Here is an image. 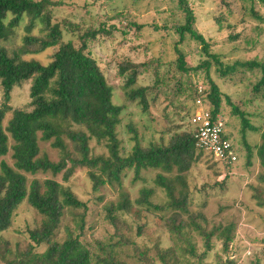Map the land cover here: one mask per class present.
<instances>
[{"label":"rangeland","instance_id":"obj_1","mask_svg":"<svg viewBox=\"0 0 264 264\" xmlns=\"http://www.w3.org/2000/svg\"><path fill=\"white\" fill-rule=\"evenodd\" d=\"M56 1L61 2V5L51 9L52 21L61 24L66 41L76 42L77 36L87 28L105 29L106 33L97 38L94 56L101 66L106 68L108 81L114 88L113 100L116 104H129L122 86L123 79L117 70L118 62L124 59L135 62L154 60L151 69L143 70L139 84L152 86L158 80L159 91L151 90L148 111L131 104L124 113L123 123L118 128L119 138L122 140L121 147L124 148L123 154L130 153L134 145V134L127 127L131 121L138 128L144 145L158 140L162 130L170 125V120L188 127V121L185 119L187 111L199 110L190 97L192 90L189 84L190 82L198 86L208 84L205 81V70H192L186 73L179 70L177 65L175 44L179 42L180 36L174 26L185 22L184 13L178 7L177 1ZM189 2L197 16L195 27L209 42L210 52L218 55L222 62L233 64L237 60L264 59V21L254 17L251 12L254 10L257 16L264 18L263 2L259 0H189ZM29 21L30 19L25 16L16 28V34L7 41H0V48H7L10 54L22 53L21 50L25 48L28 53L23 54V57L47 64L51 51L38 53L35 45H28L25 42L24 38L28 35L41 36L40 22H36L32 31L28 32ZM75 25L78 26L77 31L72 30ZM232 36L237 39H233ZM179 48L185 53L189 66H197L203 60L211 59L205 54L202 44L190 36L179 44ZM218 67L212 60L211 77L232 103L247 114L250 124L254 126L244 129L241 117L233 113L232 106L227 100L224 101L223 118L228 123L226 133L239 153L233 174H229L226 181L223 182L226 176L223 168L216 165L215 160L206 153L200 154L199 161L193 163L191 169L183 175L177 171L166 173L154 168L142 169L141 173L136 175L135 169L127 168L122 173L121 184H108L102 186L99 191H94L88 171L82 169H78L69 181H65L64 172L57 175L42 171L25 173L30 182L35 179L43 181L53 178L72 189L82 201L90 202L85 241H100L107 250L96 251L95 256L107 257L110 252L119 261L127 264H163L157 252L164 247L169 248L173 242L171 232L166 226V221L172 214L169 210L170 197L156 182L158 174L162 173L173 180L177 189H181L185 183L190 190L191 202L189 210L183 212V221L190 223V214L198 213L201 216H196L195 220L211 234L212 249L203 259V264H228L223 241L228 234L235 237L230 245V258L235 260L236 264H254L257 258L261 259L260 264H264V206L259 205L260 202H264V181L259 178L264 174V166L259 155V147L264 139V87L259 91L255 90L261 72L240 69L222 76ZM155 68L158 71L155 72L153 70ZM2 97L0 88V102ZM11 105L14 108L34 110L30 82L14 89ZM10 117L11 113L5 119L6 125ZM105 142L91 139L92 152L109 154ZM10 145H13L11 139ZM248 147L251 148L252 154L250 164ZM41 148L51 160L55 162L60 160V150L50 141L41 142ZM2 159L16 168L12 149ZM144 187L154 189L151 201L166 206L167 210H139L135 205L132 209L133 217L125 215L126 231L123 229L124 237L120 238L115 234L114 227L105 219L104 208L108 203L118 201L123 192H129L132 201H135ZM80 211L66 209L63 226L58 231L60 241L65 239L69 229H76ZM40 221L39 213L25 201L15 213L13 226L4 232L3 236L13 243V248L24 249L26 245L24 230L28 226L35 227ZM143 222H146L147 226L140 236L136 233V224ZM180 235L184 242H178L175 258L171 256L165 258L170 264H196L198 257L185 250L190 249L193 244L196 254L200 255L205 250V236L193 225L181 228ZM130 240L137 242L139 251L129 243ZM175 240L178 241L176 238ZM95 256L93 264H111L101 263ZM8 258H14V253L9 254ZM0 264L4 262L0 260Z\"/></svg>","mask_w":264,"mask_h":264},{"label":"trees","instance_id":"obj_2","mask_svg":"<svg viewBox=\"0 0 264 264\" xmlns=\"http://www.w3.org/2000/svg\"><path fill=\"white\" fill-rule=\"evenodd\" d=\"M173 1L178 2V7L185 16L184 23L174 26L180 36L179 42L175 44L179 70L186 73L192 70L206 71L205 81L208 86L204 85L203 92L199 91L198 85L190 82L191 99L196 103L198 98H202L214 119L219 116L223 118V105L227 100L233 113L241 117L244 129L254 128L247 114L221 91L220 86L211 77L210 70L214 60L222 76L240 69L260 71L261 78L255 86V90L259 91L264 87V59L237 60L233 64H225L218 55L210 52L209 42L195 27L197 16L189 0ZM259 1L264 3V0ZM58 5H61V2L56 0H0V41L11 39L17 32L16 28L27 16L30 19L28 32L32 31L38 21L42 27L40 37L28 35L24 38L26 44L35 45L38 53L51 51L50 61L45 64L23 57V54L28 53L25 48L24 51L21 50L22 53L14 54H10L5 47L0 48V88L3 95L0 102V260L4 264H93L96 251L107 252L102 242L85 241L90 202L82 201L72 189L53 178L43 181L35 179L30 182L25 173L42 171L57 175L64 172L65 181H69L78 169H82L88 171L94 191H99L102 186L108 184H121L122 173L127 168L135 169L136 175L145 168H154L166 173L177 171L183 175L191 169L193 163L199 161L200 154L203 153L209 154L216 165L223 168L226 174L223 182L234 171L233 162L217 160L212 153L196 147V129L191 122L194 112L189 110L185 118L189 124L187 128L184 124H176L170 120V125L162 130L160 138L146 145L142 143L140 132L131 121L127 127L134 134V145L130 153L123 154L124 148L121 147L122 140L119 138L118 128L123 123L124 113L131 104L148 111L151 90L159 91L158 80L152 86L139 84L143 70L151 69L154 60L135 62L124 59L118 62L117 70L123 79L122 86L129 104H116L113 100L114 88L108 81L106 68L101 66L94 56L97 38L106 33L105 29L87 28L77 36L76 42L66 41L61 24L52 21L51 9ZM251 12L254 17L264 21L254 10ZM77 28L75 25L72 30L77 31ZM187 36L199 41L205 54L211 59L203 60L197 66H189L185 53L179 48V44L183 43ZM153 70L158 71L156 68ZM26 82H30L33 111L14 108L11 105L14 89ZM9 113L11 117L6 125L5 119ZM223 119L225 139L232 141L226 133L228 123ZM91 139L97 142L106 141L109 154H94L90 145ZM49 141L61 152L57 162L42 152L41 142ZM10 149L13 150L16 168L2 159ZM248 149L250 164L252 154L251 148ZM259 155L264 166V139L259 147ZM169 178L159 173L156 182L170 197L169 210L172 214L168 217L166 226L171 232L173 244L157 253L163 264H170L165 257L175 258L178 242H184L180 235L181 228L193 225L205 236V250L200 255L196 254L195 245L191 244L192 247L185 251L198 257L196 264H203V259L212 249L211 234L195 220L196 216H201L198 213L190 214V223L183 221V212L189 210L191 193L185 183L181 189H177ZM259 178L264 181V174ZM153 194L154 189L144 187L140 196L132 201L130 193L123 192L118 201L105 206L104 217L114 227L117 236L124 237L125 215L133 217L132 209L135 205L139 210H167L166 206L151 201ZM25 201L39 213L41 221L35 227L28 226L24 230L26 245L24 249L18 250L12 247L13 243L5 239L3 234L13 226L15 213ZM259 205L264 206V202ZM67 208L81 211L78 213L76 229H69L65 239L60 241L58 231L63 226ZM146 226V222L137 223V235L142 236ZM234 240L235 237L229 234L223 240L228 264H236L235 260L230 258V245ZM129 243L135 246L136 251L140 250L136 241L130 240ZM41 247L44 249L40 250ZM11 253H14V258H8ZM95 258L101 263L127 264L119 261L110 252L107 257L97 255ZM260 260L257 258L254 264H260Z\"/></svg>","mask_w":264,"mask_h":264},{"label":"built area","instance_id":"obj_3","mask_svg":"<svg viewBox=\"0 0 264 264\" xmlns=\"http://www.w3.org/2000/svg\"><path fill=\"white\" fill-rule=\"evenodd\" d=\"M203 90L204 86H199V91L203 92ZM195 106L199 110L194 111L191 122L196 129V147L212 153L217 160L236 163L239 155L232 141L225 139L224 119L221 116L214 119L210 110L206 109L202 98L197 99Z\"/></svg>","mask_w":264,"mask_h":264},{"label":"clouds","instance_id":"obj_4","mask_svg":"<svg viewBox=\"0 0 264 264\" xmlns=\"http://www.w3.org/2000/svg\"><path fill=\"white\" fill-rule=\"evenodd\" d=\"M233 143V142H232ZM234 145V144H233ZM235 147V146H234ZM236 149V148H235ZM237 151V150H236ZM237 153H238V151H237ZM238 155H239V153H238ZM237 163V162H236ZM236 163H234V164H236Z\"/></svg>","mask_w":264,"mask_h":264}]
</instances>
